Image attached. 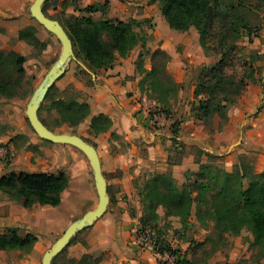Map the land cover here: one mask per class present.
I'll return each mask as SVG.
<instances>
[{
    "label": "crops",
    "instance_id": "1",
    "mask_svg": "<svg viewBox=\"0 0 264 264\" xmlns=\"http://www.w3.org/2000/svg\"><path fill=\"white\" fill-rule=\"evenodd\" d=\"M31 1L34 2L0 0V48L5 53L18 52L4 50L2 44L7 41L18 44V47L35 48L20 38L21 31L29 28L33 36L27 34L26 38L33 39L41 46L47 43L44 34H49V31L26 11ZM123 1L109 0L110 19L128 22L127 19L133 17L140 20L147 18L149 9L154 8L145 3V0L143 4H139L142 0H125L126 3ZM144 4L145 8L140 9ZM56 5L53 9H56ZM77 11H72L77 17V14H80V18L89 16ZM142 12L145 15L141 17ZM157 29L148 46L152 48V52L160 48L170 57L168 70L182 89L180 108L172 112L180 121L176 136L171 132L172 121L164 116L162 122L155 123L151 117L159 104L149 97L148 92L151 93L152 90H148L147 85L145 90L141 87V83L145 82V74H141L137 68L140 51H133L124 58L117 57L110 68L93 73L95 76L89 77L90 84L78 78L74 71L65 77L60 86L64 100L67 99V92L64 91L72 89L79 92L82 96L79 102L89 105L90 116L77 126H63L56 133L79 136L95 147L107 181L111 205L92 227L86 229L82 239H76L80 233L76 235L57 257L64 256L63 261L68 264H81L85 256L91 258L92 264H162L159 253L152 248H142L136 242L140 229L139 220L144 215L142 200L145 185L153 177L169 171L179 186L186 184V174L199 172L204 163L197 161V153H203L202 157L205 159L215 156L222 170L228 174L233 173L242 158L251 157L255 172L264 173V61L256 66L258 72L255 82L247 86L245 94L237 103L228 106L225 123L220 124L221 118L218 115L214 117L211 132L192 114L197 106L192 81L197 69L204 64H210L212 56L207 55L201 47L199 33L195 28L186 33L175 32L164 20ZM178 45L182 46V53L177 50ZM250 50L264 56V27ZM18 53L27 62L26 55ZM144 69L149 71L151 64L145 65ZM27 77L26 70L24 80ZM0 98H4L5 112V130L0 135V143L9 144L13 161L8 170L0 162V178L13 172L60 171V165L67 158L66 152L64 155L60 152L64 145L41 141L30 131L25 100L18 96L8 99L1 94ZM99 115L110 119L112 126L107 132L95 135L90 126L92 119ZM25 136L32 143L40 144L42 153H33L29 149L30 143L22 144ZM16 138L17 140L11 141ZM32 157L38 159L36 166L30 164ZM77 168L75 179L78 186L70 177L68 188L62 194L61 204L57 207L35 204L27 209L21 200L0 193V235L16 230L22 237L34 233L38 238L29 253L0 251V264H42L44 253L53 245H50L51 238L45 241L44 235L54 234L59 235V238L73 223L71 221L74 218L61 211L66 192H69L70 204L74 206L76 217H81L97 207L98 195L88 163L80 162ZM247 186L245 184V189ZM158 213L163 215V209L160 208ZM46 246L50 248L46 249ZM170 246L174 250L183 249L177 244ZM242 248H245L244 243L236 242L235 251L242 253ZM236 256L232 252L228 264H235ZM242 258L248 260V264H264V258L255 262L251 261L250 255L244 254ZM225 259V256L217 253L207 264H222ZM63 261L61 259V263Z\"/></svg>",
    "mask_w": 264,
    "mask_h": 264
},
{
    "label": "trees",
    "instance_id": "2",
    "mask_svg": "<svg viewBox=\"0 0 264 264\" xmlns=\"http://www.w3.org/2000/svg\"><path fill=\"white\" fill-rule=\"evenodd\" d=\"M55 1L57 0H48L44 5L45 14L51 19L54 18L49 16L47 11L55 6L53 5ZM150 2L160 4L161 14L172 30L187 32L195 28L199 33L200 45L206 54L214 55L219 59L214 65L200 66L193 77L197 106L192 110V114L212 132L214 117L218 115L223 120L222 124L225 123L228 106L239 101L245 94L247 86L255 82L258 72L255 66L256 58H247L246 47L241 45L247 28L243 1L150 0ZM104 7L105 5H92L81 9V12L89 14L88 17H82L87 27L85 30L73 27V34L61 20L55 19L63 25L69 35L77 58L95 74L99 69L110 68L117 57H126L139 42H142L139 34L130 24L106 18V10L103 11L102 18L94 20L92 15ZM27 34L33 36L31 31H21L20 38L25 39L32 46H41L33 39L26 38ZM103 34L107 35L110 44H104ZM155 55L164 59L166 57L164 64L168 63L165 53L157 51ZM256 57L260 55L256 54ZM141 58L140 56L139 59ZM25 64L26 58L18 52L10 51L5 54L0 51L2 96L8 99L16 96V89L23 84L26 77ZM137 68L141 74H145L147 82L158 74L156 65H153L150 71L138 64ZM162 74L165 72L162 71ZM168 82L172 88H176L175 82L170 78ZM141 87H145V82L141 83ZM53 91L54 87L48 92L39 110L40 119L51 131L54 132L53 128L42 118L44 108L55 112L58 126H77L90 116L89 105L79 102L82 99L79 92L69 90L67 99L64 100L61 95L53 96ZM156 103L159 106L151 113L152 119L155 114H163L172 121L171 132L176 136L180 121L163 109L160 103L157 101ZM111 126L110 119L99 115L92 119L90 129L93 134L98 135L107 132ZM242 159L240 165L236 166L231 174L219 170L223 181L220 184L218 182L217 190L211 196L209 208L206 211L199 209L197 218L201 223L206 217L214 221L217 230L215 234L222 240L225 233L239 235L244 229H248L255 238L253 246L260 251L261 258H264V173L257 174L253 165H245ZM202 170L204 169L201 165L199 172L187 173V183L182 186L177 184L170 171L149 180L143 193L144 215L140 218L138 232L148 231L146 218L151 214L156 217L160 208L166 216L188 219L192 214L193 205L202 202L200 194L210 190L208 181H204L205 175ZM245 184H248L246 189ZM68 185V176L61 170L13 172L0 178V193L21 200L27 209L35 204L57 207L61 204L62 194ZM195 192L197 197H194ZM37 240V236L33 233L22 237L16 230H10L7 234L0 235V251L29 253ZM155 251L159 254L167 252L174 256L175 264H197L195 256L193 257L195 260H189L186 254L182 255L167 243L160 248L156 243ZM89 259L91 260L89 256H85L83 261Z\"/></svg>",
    "mask_w": 264,
    "mask_h": 264
},
{
    "label": "rangeland",
    "instance_id": "3",
    "mask_svg": "<svg viewBox=\"0 0 264 264\" xmlns=\"http://www.w3.org/2000/svg\"><path fill=\"white\" fill-rule=\"evenodd\" d=\"M98 1V2H97ZM145 3H149L150 6H153L154 8L149 9V13L147 18H141L133 19V17H130L127 19L128 23L132 26L133 30L139 34L140 38L142 39V42H139V44L129 53L133 51H140L141 59L137 62L138 65H142L145 67V65L151 64V68L153 65L157 66L158 74L155 77H152L150 81H145V85L148 86V90H152L151 93L148 92V95L151 99L154 101H157L161 104V107L165 109L167 112H170L172 114L173 110L177 111L180 108L181 105V85L178 84L173 76L170 74L168 67L170 62V57L160 48H157L154 52H152V48L149 47V42L152 41L155 37V32L158 30V26L161 21H164V17L161 14L160 4L159 3H151L150 0H145ZM221 2L226 0H220ZM238 1V0H237ZM243 1V12L246 19L247 28L244 34V38L242 40L241 45L246 47L247 51V58L249 57H255L256 62L255 66L258 65L259 62L264 61V56L256 57V51L250 50L251 45L260 37L262 34V30L264 27V0H242ZM33 2L31 1L30 4ZM123 3H126L125 0ZM138 3V2H136ZM56 5V9L50 8L48 10L49 16H51L54 19L61 20L65 26L68 28L69 32L73 34L72 29L79 28V30H85L87 26L86 22L80 18V14L73 13V9H77L79 13H82L79 11L80 9H83L84 7L88 5H105V7L99 11L98 13H95L92 15V18L94 20L102 18L103 11H107V17L109 18L110 6H109V0H57L53 2V5ZM139 4H143L139 1ZM102 8V6H101ZM145 4L142 8L144 9ZM27 13L30 14L29 6L26 8ZM145 15L144 12L140 13V16L142 17ZM113 21H120L116 18L111 19ZM166 21V20H165ZM167 23V22H166ZM168 25V23H167ZM169 26V25H168ZM74 27V28H73ZM28 32L31 31V28L27 30ZM175 31V30H173ZM179 33H186L181 31H175ZM188 32V31H187ZM45 33V32H44ZM49 34H44L46 36L47 43L43 44V46L39 47H18V44L16 43H9L8 41L6 43H3V49H11L16 50L20 53H23L27 57L26 62V70L28 72V77L26 80H24L23 84L16 89V96L21 98L22 100H25V104H28L34 91L39 86V84L44 79L45 75L48 73L50 68L53 66V64L57 61V59L60 56L62 45L60 41L57 39V37L50 32ZM249 34H252L249 36ZM102 40L104 44H110V40L108 39L106 34H103ZM5 42V41H4ZM79 48V46H77ZM177 50L179 53H182L183 48L182 46L178 45ZM0 51L5 53L3 50ZM157 51H161L166 54L168 58V63L166 65L164 62L167 60L166 57H159L155 55ZM128 53V54H129ZM252 53V54H251ZM6 54V53H5ZM208 55V54H207ZM252 55V56H251ZM212 56L210 64H204L206 66L214 65L218 62V57L214 55ZM77 57V56H76ZM78 59V58H77ZM79 60V59H78ZM80 61V60H79ZM140 63V64H139ZM104 69L97 70L98 72H101ZM151 70V69H150ZM149 70V71H150ZM76 72V76L80 78L82 81H84L86 84H90L89 77L91 76L90 73H88L86 70L82 68V66L76 62L72 61L68 67L66 73L54 84V91L53 96L58 97V95H63L60 92V86L63 83L62 81L67 77L69 73ZM162 71L165 72V74H162ZM169 78L175 82L176 88H172V86L169 84L168 80ZM193 82V81H192ZM194 84V82H193ZM195 86V84H194ZM52 87V88H53ZM145 90V87L143 88ZM68 91H64L68 96ZM64 93V94H65ZM5 97V96H3ZM7 98V97H5ZM26 109V106H25ZM4 98H0V135L5 130L4 126ZM27 118V117H26ZM42 118L44 122L53 128L54 132L60 131V128L66 125L58 126L57 124V118L55 115V112L53 110H49L48 108H44L42 111ZM164 118V117H163ZM162 118H157L156 121L162 122ZM223 120L221 119L220 124H222ZM28 127L30 131H35L30 126L28 120H27ZM209 130V129H208ZM60 134V133H58ZM37 139H41L36 133H35ZM17 140L12 139L11 141ZM41 141H45L42 140ZM30 143L29 149L33 151V153H42V149L40 144H35L31 142V139L27 136H25V140L22 142V144ZM45 143V142H41ZM4 148L6 151V154H0V162L2 161L4 163V169L8 170L9 167H11L13 161L11 157L12 151L9 150V144H4L3 142L0 143V149ZM60 152L62 155L67 154V158L65 157L63 163L60 165L58 170L66 172L68 179L72 177L73 181L75 182V185L78 186V181H76V172L78 170V165L80 162H87L89 165V172L91 175V178L93 179V173L90 166L89 161L87 160L86 156L77 148L70 146V145H64L62 148H60ZM203 153H197V161H203L202 168L204 170L203 173L205 175L204 181H208V184L210 186L209 191H203L200 194V197H202L201 203H195L192 208V214L191 216L186 219L182 220L175 217H169L166 216L164 213L163 215H158L155 217L152 214L149 215L146 218V228L150 232L153 242L158 244V247L160 248L161 245L167 244H177L179 247H182V250H178L182 255L183 253H186V257L189 260H192L194 256L196 257L195 262L197 264H207L208 260H212V257L220 253L221 255L225 256L226 259L223 260L222 264H228V258L231 257V253L234 252L237 256L236 263L235 264H248V260L243 259L242 256L244 254L250 255L251 261L255 262L261 259V253L258 249H256L253 246L254 242V236L251 231L248 229H244L239 235H229L227 233L224 234V240L219 239L216 233V225L215 222L210 220L208 217L205 218L204 222H199L197 218V212L199 209H202L203 211H206L210 204H211V196L216 192L218 182L219 184L222 183V174L219 173V170H222L221 164L217 160L215 156H208L207 159L202 157ZM202 157V158H201ZM202 159V160H201ZM242 161H244L245 165H251L253 163V159L251 157L243 158ZM38 163V159L35 157L31 158L32 165L36 166ZM76 167V170H75ZM69 169H71L69 174ZM191 183H193V179H191ZM197 192V190H196ZM196 192L194 193V197H197ZM80 201H78L79 203ZM111 205H109L108 208H110ZM74 206L72 207V204H70V195L69 192H66L64 196V203L61 206V211L66 215L70 216L71 218H74L71 222L76 221L77 219L81 217H76L73 210ZM72 209V210H71ZM139 226H140V220H139ZM86 233V229L82 231L79 236H77V240L82 239V236ZM34 234V233H33ZM37 236V234H35ZM43 236V235H42ZM59 235H44L43 238H45V241L50 239V245L54 244L57 240ZM236 242L244 243L245 248H242L241 252L235 251V244ZM234 247V248H233ZM50 246H46V249H49ZM238 249V248H237ZM58 259V260H57ZM61 259L63 261L64 256L61 258H56L54 261V264H68L66 261L61 263ZM82 264H92V261L86 260L83 261Z\"/></svg>",
    "mask_w": 264,
    "mask_h": 264
},
{
    "label": "water",
    "instance_id": "4",
    "mask_svg": "<svg viewBox=\"0 0 264 264\" xmlns=\"http://www.w3.org/2000/svg\"><path fill=\"white\" fill-rule=\"evenodd\" d=\"M47 1L48 0H34L29 7L30 14L31 17L47 31L57 37L62 45V50L59 58L45 75L27 104L26 117L32 129L42 140L53 144L73 146L86 156L92 169L98 195L97 207L71 223L64 234L44 253L42 264H53L54 260L66 249L76 235L92 227L95 222L106 213L110 205V196L108 193L107 181L102 171L100 158L95 147L79 136L58 134L51 131L39 117V110L48 92L52 89L57 80L66 73L67 67L72 61L78 62L84 70L92 76H95L84 63L77 59L73 43L63 25L58 20L51 19L45 14L44 5Z\"/></svg>",
    "mask_w": 264,
    "mask_h": 264
},
{
    "label": "built area",
    "instance_id": "5",
    "mask_svg": "<svg viewBox=\"0 0 264 264\" xmlns=\"http://www.w3.org/2000/svg\"><path fill=\"white\" fill-rule=\"evenodd\" d=\"M163 114H155L153 117V120L155 123H158L156 121L157 118H163ZM0 154L5 155L6 151L4 148L0 149ZM136 242L137 244L142 248H152L155 250L156 243L153 242L152 236L149 231H141L137 232L136 236ZM162 256V264H175L176 258L174 256H171L169 253L165 252L163 254H160Z\"/></svg>",
    "mask_w": 264,
    "mask_h": 264
}]
</instances>
